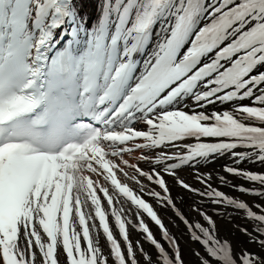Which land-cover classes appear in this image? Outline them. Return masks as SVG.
Instances as JSON below:
<instances>
[{
  "label": "snow or ice",
  "instance_id": "1",
  "mask_svg": "<svg viewBox=\"0 0 264 264\" xmlns=\"http://www.w3.org/2000/svg\"><path fill=\"white\" fill-rule=\"evenodd\" d=\"M81 7L0 0V264H264V0Z\"/></svg>",
  "mask_w": 264,
  "mask_h": 264
},
{
  "label": "bare ground",
  "instance_id": "2",
  "mask_svg": "<svg viewBox=\"0 0 264 264\" xmlns=\"http://www.w3.org/2000/svg\"><path fill=\"white\" fill-rule=\"evenodd\" d=\"M83 2H84L85 5H88V11L86 13L89 15V18L91 20V18L96 15V3H97V0H84ZM184 174L187 175V173H184ZM132 236H133L134 239L138 238V235L136 233H133ZM237 238L241 239V237H239L238 234H237ZM185 240H186V238H185ZM192 246L193 245H189L186 242L182 246V252H183V254L185 256V259L188 262V264H195V257L192 256L191 251H190Z\"/></svg>",
  "mask_w": 264,
  "mask_h": 264
}]
</instances>
